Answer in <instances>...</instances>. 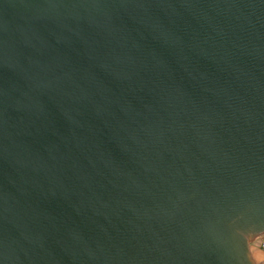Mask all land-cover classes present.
Listing matches in <instances>:
<instances>
[{
    "label": "water",
    "instance_id": "1",
    "mask_svg": "<svg viewBox=\"0 0 264 264\" xmlns=\"http://www.w3.org/2000/svg\"><path fill=\"white\" fill-rule=\"evenodd\" d=\"M264 0H0V264H256Z\"/></svg>",
    "mask_w": 264,
    "mask_h": 264
},
{
    "label": "crops",
    "instance_id": "2",
    "mask_svg": "<svg viewBox=\"0 0 264 264\" xmlns=\"http://www.w3.org/2000/svg\"><path fill=\"white\" fill-rule=\"evenodd\" d=\"M251 252L256 264H264V252L260 250V246L253 247L251 244Z\"/></svg>",
    "mask_w": 264,
    "mask_h": 264
},
{
    "label": "rangeland",
    "instance_id": "3",
    "mask_svg": "<svg viewBox=\"0 0 264 264\" xmlns=\"http://www.w3.org/2000/svg\"><path fill=\"white\" fill-rule=\"evenodd\" d=\"M252 246H253V247L260 246V250H261L262 252H264V251L262 250V248H261V239H260V238H258L257 240H255V242L252 243Z\"/></svg>",
    "mask_w": 264,
    "mask_h": 264
},
{
    "label": "built area",
    "instance_id": "4",
    "mask_svg": "<svg viewBox=\"0 0 264 264\" xmlns=\"http://www.w3.org/2000/svg\"><path fill=\"white\" fill-rule=\"evenodd\" d=\"M261 239V248L264 251V235L260 237Z\"/></svg>",
    "mask_w": 264,
    "mask_h": 264
}]
</instances>
